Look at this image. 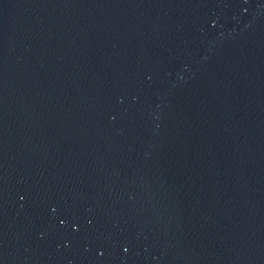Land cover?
<instances>
[{"label": "water", "instance_id": "obj_1", "mask_svg": "<svg viewBox=\"0 0 264 264\" xmlns=\"http://www.w3.org/2000/svg\"><path fill=\"white\" fill-rule=\"evenodd\" d=\"M0 264H264V0H0Z\"/></svg>", "mask_w": 264, "mask_h": 264}]
</instances>
